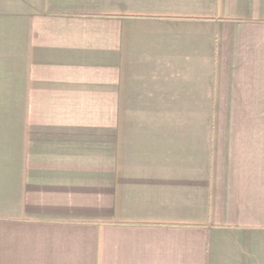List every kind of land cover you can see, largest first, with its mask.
Returning <instances> with one entry per match:
<instances>
[{"label": "crops", "instance_id": "0c3cea01", "mask_svg": "<svg viewBox=\"0 0 264 264\" xmlns=\"http://www.w3.org/2000/svg\"><path fill=\"white\" fill-rule=\"evenodd\" d=\"M0 264H264V0H0Z\"/></svg>", "mask_w": 264, "mask_h": 264}]
</instances>
